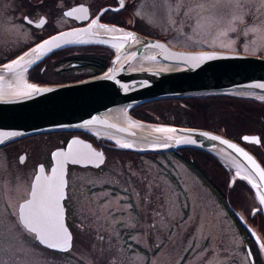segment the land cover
I'll return each mask as SVG.
<instances>
[{"label": "rangeland", "instance_id": "rangeland-1", "mask_svg": "<svg viewBox=\"0 0 264 264\" xmlns=\"http://www.w3.org/2000/svg\"><path fill=\"white\" fill-rule=\"evenodd\" d=\"M70 1L72 0H64L65 9ZM81 1L85 2L87 0ZM178 2L182 3V6L177 15L175 8ZM198 3L205 4L207 9L204 12L205 16L215 17V19L210 18L203 24L198 33L194 34L190 26L194 24V20L185 17L184 13L188 11L189 7ZM258 3L259 0H250L245 7V11L248 13L245 18L246 22L237 25L238 31L236 33L229 32L227 37H221L219 39L216 38L218 30L227 24L235 11L232 4L229 3V0H137L133 8L131 7L132 10L129 11V14L138 18L136 23H138L140 29L151 33L153 32L155 35L166 39L168 43L175 48L190 50H224L264 57V47L258 46L262 34L250 32L248 36L244 35L246 28L264 22V8L257 11ZM4 7L5 3L0 1V59L4 57V54L2 55L1 53L6 50V44L10 45L9 43H13L14 46L18 47L26 42V38L33 35V33L22 26V24L12 21L13 19H8L7 16L9 13L5 14L6 11L4 12ZM170 8L173 10L172 16L176 22L175 27H173L169 21ZM137 12H139V15H137ZM181 24H183L182 32L177 31V28H179ZM254 41L256 43H253ZM99 44L100 43H81V45L70 44L63 48H67L70 53H73L74 49L77 48H84L89 51H98L99 49L101 50V48L108 51L107 49H109L112 50V55L116 52V48L111 45L103 44L99 46ZM246 46L247 50H245ZM23 53L24 52H21L13 59ZM41 60L38 62L40 63ZM38 62L33 66H37L39 64ZM42 67L43 64L38 66V75L36 76L30 75V70L27 71V81L29 84H60L66 80L68 81V79L65 78L66 75L61 78L52 71L42 73L40 71ZM232 95L239 98L253 99L264 105L263 94L234 93ZM239 108L238 106H230L228 108L220 107L219 109H211L206 114L204 123L209 126L218 127V133L233 140H240V137L244 134L259 135V145L245 143V146H247L264 165V116H260V111L253 108H251V110L249 108H242L243 113L240 115L245 118V120H241L240 126L238 127V119L236 117L238 112H242ZM166 109L168 108H166L165 105L151 104L144 108H140L139 115H149L153 119H158ZM248 113H251V116L246 117ZM183 117L186 120L185 114ZM134 118L143 120L137 117ZM150 122L158 123L156 121ZM227 128L230 130L229 133L225 132ZM207 154L214 157L216 162L206 158L203 154L189 150H182V152L180 151L178 154L174 152H161L158 156H154V159L158 163L146 157H127L120 156L115 152H109V156L102 170H76L77 172L75 171V175H77L80 181V191L84 190L86 192V185L92 187L93 185H97V183L98 185L107 183L111 185V187L114 186V189L126 187L128 205H131V207L135 206L133 201L137 200L136 196L133 194V190L139 192L140 198L136 203L140 206H144V208L147 207L144 209L143 213H147L148 216H146V218L145 216L140 217L139 213L138 215H132V213H130V208H127L129 216L131 215L134 218V224L137 223L139 226L146 225L150 227L152 217L150 212L152 205L153 203L154 205L157 203L160 225L158 227L160 244L159 255L152 264H252L251 261L253 262L254 257L260 264H264V249L260 247V245L264 243V221L262 220V208L255 192L241 176L237 178L238 176L233 169L225 165L214 155L210 153ZM178 155L184 158H193L199 166H202L208 177L223 193H225L228 205L232 207L230 209L234 210H232L233 213L235 214L236 211L241 215L245 222L257 233L260 243L252 239V246L250 248L254 256L253 259L249 257L246 247L248 243L244 235L236 225L235 220L227 208L221 204L218 197ZM9 160L11 162H9ZM0 162V177H2V175H9V177L13 175L12 177H17L22 174L19 173V168L16 167L18 165L17 159H4V162L8 163L10 168L7 167L2 160H0ZM136 178H139V180ZM144 178L147 180L141 182V179ZM5 180L8 181L9 179L7 178ZM149 183L152 184L154 197L148 198L146 202L144 195L148 191L147 186ZM117 192L119 193V190H117ZM77 193L80 197H87L89 195L80 194L79 191ZM112 193L114 195V198H111L112 201L120 197L119 194H115L113 190ZM92 196L94 195L91 194V197ZM169 197L175 202L173 216L168 215ZM87 200L88 199H86L85 202H87ZM104 202L105 201H103V203ZM123 205L124 204L121 206ZM94 206L95 205H93V207ZM113 207L115 208L114 205ZM132 233L134 234L133 237L136 238L138 233ZM130 249L131 246H128L127 264H140L139 254ZM27 256L31 264H39V261H41L40 256L34 252Z\"/></svg>", "mask_w": 264, "mask_h": 264}, {"label": "water", "instance_id": "water-1", "mask_svg": "<svg viewBox=\"0 0 264 264\" xmlns=\"http://www.w3.org/2000/svg\"><path fill=\"white\" fill-rule=\"evenodd\" d=\"M81 7L87 8L85 5L78 4L65 10V13L72 11L73 8ZM76 13L74 12L73 16ZM106 26L122 30L115 31V33L118 32V36H115V38L124 42L121 47L116 48V52L111 58L110 66L104 73L80 81L61 84H29L27 81L28 85H35L41 89H51V91L34 93L30 96L18 94L27 91V88L18 92L0 91V141H2L0 146L19 138L39 133L61 130H83L89 132L93 128H103L127 138L138 139L151 144L149 147L141 149L126 148L129 150L138 152H173L186 148L196 149L210 153L220 161H222L221 155L228 156L243 166L249 173H252V164L241 153L220 142L221 140H227L229 143L243 149L260 165L261 169H264L260 160L241 142L210 129L149 123L136 119L129 114L134 121L157 124L165 129L176 130L175 132H158L156 131L158 128L149 129L143 126H129L116 121L109 114L118 107H126L129 113L131 108L141 103L167 98L232 95L234 93L264 95V88L257 87V85L264 84V57L224 50L179 49L169 45L163 39L146 36L132 29L115 25ZM76 29H87L90 31L88 27L67 29L38 42L26 52H30L31 49L45 40L59 36L61 33L73 32ZM103 30L104 32H98L100 33H97L98 35L87 31L83 36H74L70 37V39H82L86 36L99 37L109 34L105 28ZM129 33L135 36V41L121 39V37ZM61 44V47H64L76 43L64 44L61 42ZM56 49L59 48H53L52 51ZM24 53L21 55H24ZM49 53L43 54L40 59L35 60V63ZM147 53L157 62V65L143 68L134 67L135 61ZM37 55L34 53L32 56L25 57V60L35 59ZM201 55H213L216 59L198 62L191 59ZM18 57L1 64L0 71H8L5 65L12 63ZM35 63L25 66L30 69ZM87 121H93V123L86 124ZM201 133L206 135H201ZM210 136H216L219 139L212 140L209 139ZM169 137H172V139H169ZM244 137H256L260 140L257 134H244L241 140L246 143L254 142L244 140ZM183 139H193L196 143H177V141ZM73 141H78L79 143L73 144ZM164 143L171 146L167 148L161 147L160 145ZM85 145H90L91 149L96 151L90 142L78 137L72 138L65 148L55 149L52 152L53 165L50 172L46 174L44 168V171L40 172V167L36 175H52V169L57 167L58 159L54 158V153H67L70 147L73 151L77 149L88 151ZM69 163L74 164L71 160L66 163L64 168L65 181ZM75 164L88 165L92 163L82 161ZM235 174L237 175V173ZM237 176L239 178V175ZM251 176L257 184H262L261 194H264V182H261L256 175ZM244 180L251 186L258 199L257 189L252 186L249 179ZM261 208L264 217L262 205ZM235 214L254 241L260 243V239L254 229L245 222L241 215L237 212ZM64 225L67 228L65 213ZM67 231L69 232L68 228ZM247 251L250 259H253L249 246H247Z\"/></svg>", "mask_w": 264, "mask_h": 264}, {"label": "flooded vegetation", "instance_id": "flooded-vegetation-1", "mask_svg": "<svg viewBox=\"0 0 264 264\" xmlns=\"http://www.w3.org/2000/svg\"><path fill=\"white\" fill-rule=\"evenodd\" d=\"M0 1L5 3L4 12L6 11L5 14L9 13L8 19H13L12 21L22 24V26L33 33L31 37L26 38L25 43L18 47L14 46L13 43H9L12 46L6 44V50L1 53L2 55L4 54V57L0 59V64L13 59L21 52L27 51L47 37L66 29L88 27L90 30L88 32L96 35L104 28L99 26L90 27L93 20H97L98 25H115L121 28L132 29L148 36H157L153 32L140 29L138 23H136L138 18L129 14V11L132 10L137 0H124V7H120L119 0H87L85 2L72 0L66 6V9L77 4L87 6L88 19L76 18L78 16L83 17L84 13L82 12H77L73 17L64 15L66 10L64 0ZM25 17H27V20ZM41 19L45 20L46 23L42 27H37L36 24ZM28 20H31L32 23L29 24ZM100 45L102 46L103 44ZM107 50L101 48L98 51H89L84 48H77L74 49L73 53H70L67 48L61 47L58 50L50 52L41 60L40 63L43 64V67L40 71L42 73L52 71L61 78L66 75L65 78L68 79V82L84 79L90 77L89 75L92 72L85 66L84 57L94 54L108 58L110 62L112 50ZM40 63L36 64L37 66L35 67H31L30 75H38L37 71L38 66L41 65ZM64 82H67V80ZM140 105L133 109H136ZM136 117L141 118L140 116ZM141 119L145 120L144 118ZM75 137L90 142L96 152L103 153L104 163L109 156V152H115L120 156L127 157H146L153 162L156 161L154 156L160 154L157 152L127 150L113 142L96 138L86 131L79 130L37 134L0 146V160L10 168L8 163L4 162V159H17L18 165L16 167L19 168V173H22L17 177H12L13 175H10V177L9 175H2L0 177V264H31L27 255L33 252L40 256L41 261H39V264H127L128 246H131V251L134 250L139 254L140 264H152L159 255L160 244L157 203L155 205L153 203L150 212L152 216L150 225L155 224V227L139 226L135 223V227L128 228L124 226V221L129 216L126 207H122L121 210L117 211L112 206L113 208L110 207L108 212L104 213V216L110 217L111 220H120L121 222L118 224H110L106 219L97 220L96 218L100 215L99 206L114 198L112 190L115 194H119L120 197H126V200H120L123 201L120 202V205L128 204L127 191H124V189H127L126 187L114 189V186L111 187L107 183H103L102 185H98L97 183V185H93L92 187L86 185V192L84 190L80 191V181L77 175H75V171L83 169L100 171L103 169L104 163L99 168L94 167L93 163L88 165L69 163L67 165L66 198L63 200L65 224L71 234V246L67 251L46 247L39 243L32 234L25 232L18 223L16 213H18L20 205L30 198L31 186L38 169L43 167L45 173L48 174L53 165L52 152L55 149L65 148L67 143ZM21 158H23V162H21ZM9 162L11 161L9 160ZM7 178L9 179L8 181L5 180ZM136 179L139 180V178ZM144 180L146 181L147 179H141V182H144ZM117 190H119V193ZM78 191L80 194L89 195L87 197H80L78 196ZM153 192L152 189L149 198L154 197ZM90 193L94 196L91 197ZM101 193H110V196H106L98 201L94 200V197H98ZM86 199H88L87 202H85ZM103 201L105 202L103 203ZM136 202L137 200L133 201L135 206L130 207V213L132 215H138L139 213L140 217L145 216L146 218L148 214L143 212L147 207L144 208V206H140ZM93 205L95 206L93 207ZM92 210L96 211L95 216ZM97 232L103 236V240L98 239ZM132 232L138 233L136 238L133 237L134 234ZM249 237L251 238L250 235ZM247 245L251 248L250 244ZM256 260L254 257L251 263L259 264Z\"/></svg>", "mask_w": 264, "mask_h": 264}, {"label": "snow or ice", "instance_id": "snow-or-ice-1", "mask_svg": "<svg viewBox=\"0 0 264 264\" xmlns=\"http://www.w3.org/2000/svg\"><path fill=\"white\" fill-rule=\"evenodd\" d=\"M250 0H229V3L232 4L235 11L230 20H228L227 24L218 30L216 38L219 39L221 37H227L229 32L236 33L238 31V24L245 23V18L248 13L245 11L246 4L249 3ZM120 7H124V0H119ZM182 3L178 2L175 8V12L178 15L180 7ZM261 8H264V0H259L257 5V11ZM206 6L204 3L195 4L192 7H189L188 11L184 13L185 17L191 18L194 20V24L190 25L192 27L193 33L196 34L202 28L203 24L207 22L210 18L215 19V17H208L204 15L206 11ZM107 11V9H105ZM172 9H169V21L173 25L176 26L175 19L172 16ZM74 12H82L84 13L83 17H76L77 19H88L87 9L85 8H73L72 11H68L64 13L66 16H73ZM139 15V12H137ZM27 20V17H25ZM29 24L32 23L31 20L27 21ZM46 23L45 20L41 19L36 26L42 27ZM99 26L105 28L106 31L114 32V31H122L117 30L115 28H108L106 25H98L97 20H93L90 27ZM87 29H76L70 33H61L59 36H54L49 40H45L43 43L38 44L35 48L31 49L30 52L24 53L18 57V59L12 61V63L5 65V68L8 71L13 72L20 76L21 71H26L27 68L25 65H30L35 63L36 59H40V57L46 52H51L53 48H60L62 46L61 42L64 44L68 43H88L89 41L83 39H70V37H80L87 33ZM177 31H183V24ZM260 33L261 39L258 44L259 47H264V22H261L259 25H253L245 29L244 35L248 36L249 33ZM121 39L127 41L132 40L135 41V36L131 33L125 34ZM97 43H103L104 41H96ZM253 43H256L255 41ZM122 45H113V47H121ZM158 46V45H157ZM247 50V46L245 48ZM38 54L35 59L25 60V57L32 56V54ZM194 61H203V60H212L216 59L213 55H201L197 57L191 58ZM111 78V77H109ZM2 79V78H0ZM27 91H23L18 93L24 96H30L32 94H38L41 92H48L51 89H41L35 85H27ZM257 87L264 88V84L257 85ZM93 121H87L86 124H91ZM158 132H175V129H165L158 128L156 129ZM15 135V134H13ZM201 135H206L201 133ZM172 139V137H169ZM209 139L218 140L219 138L216 136H210ZM244 140H250L251 142L260 143V140L256 137H244ZM222 144H227V146L231 149H234L236 152L241 153L253 166V172L249 175H256L259 177L261 182H264V169L260 168V165L256 163L255 160L248 153L244 152L243 149L237 147V145L229 143L227 140H221ZM2 143V141H0ZM79 143L78 141H73V144ZM177 143H196L193 139H183L177 141ZM117 144L122 148H132L133 144L131 143H122L121 141H117ZM161 147H170L171 145L164 143L160 145ZM85 148L88 151H81L79 149L73 151L71 147L67 153L57 152L54 153V158L57 159V167L52 169L51 176H40L36 175L34 177V182L31 186L30 198L25 200L19 207L17 215V220L23 230L27 233H30L34 236L39 243L45 245L50 249H57L60 251H67L71 246V234L67 231V228L64 225V213L65 209L62 205V201L66 198V181L64 179V168L66 163L71 160L72 163H81L82 161H88L89 163H94V167L99 168L101 164L104 163V156L101 152H96L91 149L90 145H85ZM21 162H23V158H21ZM43 167L40 168V172H43ZM239 175V173H237ZM243 179H249V177H242ZM249 182L252 183V186L257 189V193L259 194V201L261 204H264V194H261L262 184L254 183L249 179ZM148 191L144 195V199L147 202L148 198L151 196L152 184H148ZM127 191V189H124ZM133 194L136 196L137 201H139L140 193L133 190ZM106 196H110V193H101L98 197H94V200L98 201L103 199ZM125 199L126 197H117L115 201L108 200L106 203L99 206L100 215L97 216V220L106 219L110 224H118L120 220H111L110 217L104 216L105 212H108L110 207L115 206L116 210H121L122 207L130 208L131 205H120V200ZM169 216L174 215V200L169 197ZM259 210V209H258ZM93 211V215H96V211ZM124 226L128 228L135 227L134 218L129 216L127 220L124 221ZM150 227H155V224L150 225ZM98 239L103 240V236L99 235L97 232ZM261 249H264V243L260 245Z\"/></svg>", "mask_w": 264, "mask_h": 264}, {"label": "trees", "instance_id": "trees-1", "mask_svg": "<svg viewBox=\"0 0 264 264\" xmlns=\"http://www.w3.org/2000/svg\"><path fill=\"white\" fill-rule=\"evenodd\" d=\"M85 59V66H87L91 72V75L94 76L101 72H103L108 64L109 59L105 57H100L98 55L90 54L84 57ZM151 104H160L165 105L166 109L162 115L158 119H153L149 115L140 116V108H144L147 105ZM230 106L240 107L239 109L242 111V108H251L260 111L259 115L264 116V105L256 102L253 99L248 98H239L233 95H209V96H201V97H187V98H172V99H162V100H154L152 102L144 103L137 107L136 109L131 110V113L136 117L140 116L147 121H156L159 123L170 124L174 126H189V127H199V128H206L211 129L214 131L219 132L218 127L209 126L208 124L204 123L206 118V114L211 109H219L221 108H228ZM238 112V111H237ZM243 111L237 114L238 119V127L240 126V121L245 120L240 114ZM262 113V114H261ZM186 115V120L184 119L183 115ZM251 116V113L246 114V117ZM227 128L225 130L226 133H229L230 130ZM195 151L199 154H203L206 158L211 159L212 161L214 157L207 154L206 152L193 150V149H184V151ZM182 151V150H181ZM178 154V152H174ZM180 159L187 164V166L202 180V182L218 197L221 204L227 208L229 213L232 215L233 219L235 220L236 225L239 227L240 231L244 235L246 242L252 246V240L249 237L248 232L239 222L238 218H236L233 211L230 209L227 199L225 197V193L208 177L207 173L203 170L202 166H199L193 158L186 157L184 158L181 155H178ZM216 162V161H215ZM263 220V217H262ZM257 261V260H256ZM260 264V263H259Z\"/></svg>", "mask_w": 264, "mask_h": 264}, {"label": "bare ground", "instance_id": "bare-ground-1", "mask_svg": "<svg viewBox=\"0 0 264 264\" xmlns=\"http://www.w3.org/2000/svg\"><path fill=\"white\" fill-rule=\"evenodd\" d=\"M100 32H104V30L102 29V30H100ZM108 33L109 34L104 35V36H99V37L86 36L82 39L89 41L88 43H94V44L97 43L96 41H104L103 43H100V44H107V45H111V46L122 45V43L124 41L116 40V38H115V36H118V32L115 33V31L114 32L108 31ZM78 44L81 45V43H76V45H78ZM115 48H118V47H115ZM154 65H157V62L154 61L153 58H151V56L147 53L135 61L134 67L143 68V67H151ZM26 68H27L26 71H21L19 77H17V75L13 72L0 71V78H2V79H0V91L8 92V90H9V91L18 92V91L25 90L27 88L26 86L28 85V83H27V76H28L27 71L29 70L28 67H26ZM109 114L116 121L127 124L129 126H143L145 128H149V129L163 128L162 126L157 125V124H149V123L134 121L130 117L126 107H118V108L112 110ZM89 132L92 135H95L99 138H103L106 140H110L112 142H115L116 144H117L118 140L121 141L122 143H124V142L131 143V144H133V147L131 149H141V148L149 147L151 145L148 142L141 141L138 139L127 138L125 136H122L120 134H117L115 132H111V131H109L107 129H103V128H93V129H90ZM220 158L225 165H227L228 167L233 169L236 173H239V176L249 177L250 180H252L254 183H256L255 179L249 175L250 173L243 166H241L239 163H237L236 161H234L233 159H231L230 157L225 156V155H221ZM258 199H259V195H258ZM261 205L263 206V209H264V204H261Z\"/></svg>", "mask_w": 264, "mask_h": 264}]
</instances>
